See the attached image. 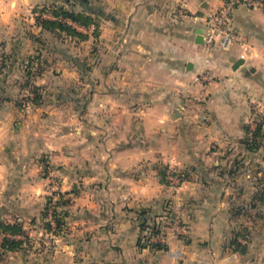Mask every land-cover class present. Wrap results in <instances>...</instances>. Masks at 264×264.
<instances>
[{
    "label": "crops",
    "instance_id": "obj_1",
    "mask_svg": "<svg viewBox=\"0 0 264 264\" xmlns=\"http://www.w3.org/2000/svg\"><path fill=\"white\" fill-rule=\"evenodd\" d=\"M65 1L0 0V221L20 222L35 238L33 246L6 251L0 264H264V218L249 206L264 183V146L253 152L244 144L252 105L264 108V5L237 7L233 22L240 41L208 53L198 32L206 27L203 17L224 0H90L99 12V32L120 24L116 13L138 14L141 112L132 134L105 117L111 90L105 77L89 73L91 57L83 73L78 67L83 60L58 48L56 41H99L94 27L73 23L88 34L80 39L36 24L34 10ZM31 51L43 56L45 66L62 53L59 61L72 71L69 76L82 79L69 83L68 73L45 70L36 81L46 97L42 105L68 101L79 83L89 95L88 114L76 121L70 149L21 111ZM239 59L244 62L236 66ZM207 69L211 82L201 76ZM83 148L89 154L80 161ZM48 151L65 181L61 190L71 196L56 247L36 241L48 192L38 157ZM62 156L68 159L59 160ZM236 160L244 166L230 174ZM161 165L187 172L188 179L177 188L163 183ZM167 201L180 210L182 227L163 230L166 249L140 247L137 211L161 212ZM243 229L249 234L239 235L246 245L241 252L232 239ZM6 235L12 237L2 232L0 242Z\"/></svg>",
    "mask_w": 264,
    "mask_h": 264
},
{
    "label": "rangeland",
    "instance_id": "obj_2",
    "mask_svg": "<svg viewBox=\"0 0 264 264\" xmlns=\"http://www.w3.org/2000/svg\"><path fill=\"white\" fill-rule=\"evenodd\" d=\"M116 2L117 0H115V3ZM122 4L123 2L121 3V5ZM180 8H182L181 12L184 13V8L183 7ZM125 9L129 11L128 9H130V5H126ZM216 9L210 10L207 14L215 13L217 11ZM233 13H232V25L233 28L236 29L233 22ZM32 14L35 17V13L33 12ZM116 14L117 15L115 16L119 18H123L120 20V24H118L117 26H110L108 28L100 29L98 35L99 37L96 36V38H100L99 41H87V42L80 41V43H76L75 41H56V42L58 44V48L60 51H62L63 49V52H65V50L67 49L69 53H72V55L74 56L77 55L81 60H83L82 65L78 66L80 67L81 71H83V73H87L86 71H88V68L84 67V63H85L84 60H86L87 56L91 57L90 62H87V64L90 65L89 68L91 67L93 68H91V70H89L90 72L89 71L88 72L98 78L100 76L101 78L105 77V83L111 90L109 95H106V97H108L109 99L108 101L109 105L106 109L105 117L108 118L110 117L111 120H114L115 124L117 123V125H119L118 124L119 122L121 123L122 126L125 125V128L127 126V130H130V132H132L130 128L134 127L135 125H138V112H141V110L138 111V17H137L138 14L136 15V13L134 12L131 14L126 13L123 16H121L118 13ZM133 23L134 26L132 29H130ZM102 34L106 35L103 36V39H102ZM93 47H95L94 50H92ZM44 53L46 55H50L49 51L45 50ZM57 53L59 56L63 55L60 52ZM32 55L36 56L40 54L32 52ZM59 56H57L58 59L56 63L48 64L47 65L48 67L45 66V63L42 61L43 68L41 73L45 72V70L48 69L50 73L60 75L61 73L57 71L61 70L64 72V74L68 73V75L66 76L67 77L66 80L69 83L77 80L79 81L82 80V79L75 80L74 76H69V73L72 71L69 69V67L66 68L62 64V62L59 61L61 60ZM74 65L76 64L74 63ZM107 70H108L107 75L103 76L104 73L107 72ZM201 73L202 75L201 74L200 75L204 76L202 78H207V81L209 82H211L214 79V75L211 71H209V69L205 71L203 70ZM38 79L37 81H39ZM84 80L86 81V79ZM37 84L41 85L39 84V82H37ZM79 85H81V83H79ZM79 85L74 86L78 88V93H72V92L68 93L67 95L69 99L64 103H60L59 105H57V103H48L42 105L44 99L46 100V97L42 90L43 97H42L41 105L40 104L34 105L27 110L21 109L22 112L27 113L28 119H31L33 121H37L39 119L41 127L43 129L44 128L48 130L51 129V131H54V133L51 134L50 136L51 139H55L61 136L60 138L62 139V142L60 143V145L63 143L65 148L68 147V149H70L71 146V142H70L71 139L74 141L76 140L75 137L73 136V135L76 136V128H75V125L77 123L76 121L83 119L88 114L86 113L87 108L84 109V105L87 102V98L89 95L86 93V90L80 88ZM85 85L86 84H84L83 87H85ZM26 93L27 90H25V93L23 95H20L19 98L23 99L24 96H26ZM52 96L55 97L54 95ZM49 98L50 97H47V99ZM50 104H54V106H50ZM252 109H261V112L264 113V108L259 104H255L254 106L252 105ZM160 113L163 114L164 111H160ZM95 114L97 115V113ZM253 117L254 115L251 118ZM36 118L38 119L34 120ZM162 123H165V121H163ZM32 126L33 125H31V127ZM127 140L130 141L128 137ZM72 149L74 148L72 147ZM82 151H83L82 153L84 154L82 156L83 158H81L80 161H85L89 153H87V151L84 148ZM51 156L52 155L48 151L47 153L42 152L38 157V159L42 164L43 167L42 169L44 170L43 172H45L44 174L47 175V179H48L47 182L48 192H46V201L49 196L55 195L54 193L55 191H61L62 193H65L63 190H61L62 185L63 183H65V181L60 177L59 174H57L55 169L56 162L53 160ZM67 159L68 158L62 156L59 160L65 161ZM174 171H175L174 169H169L167 173L169 172L171 176L178 179L177 175L173 174ZM180 184L181 183L179 182H175V183L171 182V184L169 182V185L175 188L180 186ZM57 197L59 198L58 195H56V198ZM65 197H71V196L65 195ZM65 207L66 206H64V208L59 207V209H65ZM261 210L264 212V206L262 207ZM178 212L180 214V210H178ZM263 216L262 218H264ZM42 221L39 224L42 223L41 225L43 226L44 223ZM42 226H39L40 233L37 235V237L41 236L43 233L44 235H46L45 237H47L46 240H48L50 234L46 232L49 231L45 232V228ZM169 228L173 231H176L174 224L172 225V227L170 226ZM42 246H47V245L43 244Z\"/></svg>",
    "mask_w": 264,
    "mask_h": 264
},
{
    "label": "trees",
    "instance_id": "obj_3",
    "mask_svg": "<svg viewBox=\"0 0 264 264\" xmlns=\"http://www.w3.org/2000/svg\"><path fill=\"white\" fill-rule=\"evenodd\" d=\"M90 0H66L64 3H51L47 4L43 7H38L39 9L34 10V12H39V15H35V21L38 26L42 28L43 31H48L52 33H66L70 36H76L80 39H86L88 37L87 33H84L78 30L74 24H78L80 26L91 28L94 27L93 34L95 36L99 35V25L100 22L98 17H96L99 12L97 11L95 6H91ZM79 6L80 8H78ZM46 13H51L53 18H49L44 16ZM39 59L41 62L43 61L42 55L31 56L24 64L25 67V81L23 86L27 88L29 82V73H30V65L35 60ZM4 66V65H3ZM3 68V67H2ZM1 68V69H2ZM40 71V75L42 72ZM43 88L40 85H35L33 88V103L35 105H39L42 102L43 97ZM23 100V99H22ZM22 100L19 101V105L22 106ZM256 114L253 109L252 115ZM250 116V118L252 117ZM249 118V120H250ZM257 126L254 130H251V124L248 120L246 124V134L244 137V144L246 148L250 151H258L260 148L264 146V117L254 116ZM244 164L241 161H235L232 168L230 169V174L238 173ZM169 167L166 165H161L159 168V176L160 180L163 183L169 184L170 180L168 179L167 171ZM175 175L179 178L180 182H183L188 179L187 172H176ZM75 191V190H73ZM55 195H58L56 200H54L55 195H51L48 197L46 205L42 211V222L45 231H51L52 225L50 221L46 220L49 215L50 205L53 204L52 216L56 222L55 233L57 235L61 234L65 230V217L66 210L59 209V207L64 208L70 203V198L65 197L68 193H62L61 191H55ZM250 208L256 210V216L262 217L264 212L261 210L264 206V183L258 188L256 193L254 194L252 201L249 203ZM175 209L173 204L170 201H167L163 206L162 211L157 212L152 208H141L137 211V218L139 221L140 231L143 232V235L139 238V246L140 247H152L156 249H166L167 244L163 242H153L151 240L153 235H158L163 232L164 229L172 227L173 218L175 216ZM35 221V220H32ZM2 232H8L12 234L10 236H4L2 241L0 242V260L4 258L6 251H16L25 249L28 246H33V239L30 237L29 233L23 228L22 223L20 222H6L0 221V234ZM247 238L249 232L247 229H243L238 234L235 235V238L232 239L235 246L241 251L244 252L246 245L241 243L238 238L239 235ZM21 234L24 235V239L18 238L16 235Z\"/></svg>",
    "mask_w": 264,
    "mask_h": 264
},
{
    "label": "built area",
    "instance_id": "obj_4",
    "mask_svg": "<svg viewBox=\"0 0 264 264\" xmlns=\"http://www.w3.org/2000/svg\"><path fill=\"white\" fill-rule=\"evenodd\" d=\"M260 6L264 5V0H224L223 4H221L216 10L215 13L207 14L203 17L206 27L202 32L203 44L205 45L206 51L210 53L213 50H227L234 43L240 41V36L235 28L232 25V13L233 11L241 6ZM35 15H39V12H34ZM244 48L246 46L244 45ZM42 67V62L39 59H35L30 65V73H29V82L26 88L27 93L22 100L21 109L27 110L30 109L35 104L33 103V88L37 85L36 81L40 76V71ZM207 76V75H205ZM255 115L258 117L264 116V113L261 112V109H254ZM254 115V116H255ZM251 130H254L257 126V122L255 118H250ZM168 174V179L170 182L175 183L178 182L179 178L176 179L173 176ZM178 180V181H176ZM56 200V195L54 197ZM53 204L50 205L49 215L47 220L51 222L52 229L49 232L50 237L46 240L47 237L42 233L41 236L36 238L37 243L40 245L46 244L47 246L56 247L58 243V235L55 233L56 222L52 216ZM175 216L173 218V224L176 230L181 228V217L177 209L174 211ZM44 235V236H43ZM35 239V238H34ZM151 240L153 242H164L165 236L162 233L158 235H153Z\"/></svg>",
    "mask_w": 264,
    "mask_h": 264
},
{
    "label": "water",
    "instance_id": "obj_5",
    "mask_svg": "<svg viewBox=\"0 0 264 264\" xmlns=\"http://www.w3.org/2000/svg\"><path fill=\"white\" fill-rule=\"evenodd\" d=\"M199 33V37H198V39H197V41H199V42H202L203 40H202V33L199 31L198 32ZM244 62V60L243 59H239L238 61H237V63H236V66H238L239 64H241V63H243ZM188 67H190V64L188 65Z\"/></svg>",
    "mask_w": 264,
    "mask_h": 264
}]
</instances>
